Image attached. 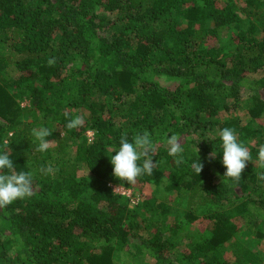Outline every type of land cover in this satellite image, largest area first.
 Returning <instances> with one entry per match:
<instances>
[{
  "label": "trees",
  "instance_id": "1",
  "mask_svg": "<svg viewBox=\"0 0 264 264\" xmlns=\"http://www.w3.org/2000/svg\"><path fill=\"white\" fill-rule=\"evenodd\" d=\"M226 127L252 156L239 182L223 181ZM144 131L159 163L124 183L132 206L110 158ZM261 145L264 0H0V152L34 188L0 210V264H264Z\"/></svg>",
  "mask_w": 264,
  "mask_h": 264
},
{
  "label": "clouds",
  "instance_id": "2",
  "mask_svg": "<svg viewBox=\"0 0 264 264\" xmlns=\"http://www.w3.org/2000/svg\"><path fill=\"white\" fill-rule=\"evenodd\" d=\"M55 58L48 60L49 66H54ZM85 124V117L83 115H76L71 118L66 127L69 130L78 129ZM47 127H40L32 129V136L35 141H38L36 151L46 152L54 140L50 141L47 138L52 135ZM222 142V164L226 171L223 174V181L231 179L239 182L241 175L245 170L248 162L251 161L252 156L248 147L238 140L236 130L233 128H223L218 133ZM120 147L114 149V155L110 158V163L113 166V176L119 180L120 183L113 188V193L118 189H127L124 187L126 182L128 185H134L142 175L153 174V169L158 166L159 161H153V157L157 151V144L152 139L148 131L137 133L132 137V142H129L127 132L122 133ZM165 144L167 146L168 155L175 157L176 165L184 163V147L182 145V138L178 134L166 135ZM198 152V148H196ZM217 156L213 151L209 154L208 159L212 160ZM140 161H143L142 165ZM257 164L264 168V145L258 149ZM191 168L199 176L203 170V164L198 160L193 162ZM7 170V171H6ZM43 174H53L57 169L51 165L40 169ZM90 172V171H89ZM264 179V175L260 176ZM33 174L31 172H17L13 160L7 151L0 152V210L6 209L17 199H24L33 195Z\"/></svg>",
  "mask_w": 264,
  "mask_h": 264
},
{
  "label": "rangeland",
  "instance_id": "3",
  "mask_svg": "<svg viewBox=\"0 0 264 264\" xmlns=\"http://www.w3.org/2000/svg\"><path fill=\"white\" fill-rule=\"evenodd\" d=\"M240 3H242V1L243 0H238ZM239 115H242V112H240L239 113ZM92 137H93V132L92 131H88L87 133H86V138L88 139V141L90 142L91 140H92ZM83 172L81 171V174H82ZM109 186H111V185H109ZM113 188V187H112ZM117 192H120V193H122V194H124V195H126V196H128V197H131V204H132V206L133 205H135L136 203H137V201H138V196H134V193L133 192H135V191H133V190H124V189H118L117 191H116V193ZM136 193V192H135ZM137 194V193H136ZM133 195V196H132ZM124 258H126V256H124V257H121V260H124Z\"/></svg>",
  "mask_w": 264,
  "mask_h": 264
},
{
  "label": "built area",
  "instance_id": "4",
  "mask_svg": "<svg viewBox=\"0 0 264 264\" xmlns=\"http://www.w3.org/2000/svg\"><path fill=\"white\" fill-rule=\"evenodd\" d=\"M114 188V187H113ZM117 193H120V192H117ZM122 194V193H121Z\"/></svg>",
  "mask_w": 264,
  "mask_h": 264
}]
</instances>
